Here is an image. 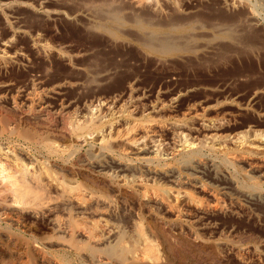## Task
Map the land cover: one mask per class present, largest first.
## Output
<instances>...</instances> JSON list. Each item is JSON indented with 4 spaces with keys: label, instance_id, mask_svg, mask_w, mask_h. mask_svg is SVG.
<instances>
[{
    "label": "rangeland",
    "instance_id": "374dc122",
    "mask_svg": "<svg viewBox=\"0 0 264 264\" xmlns=\"http://www.w3.org/2000/svg\"><path fill=\"white\" fill-rule=\"evenodd\" d=\"M87 1L92 0H0V149L2 150L0 151V160L2 162L14 161L16 158L20 162L19 159L21 158L22 162L25 163L26 161L29 170L36 167L38 162L44 158L53 159L52 161L58 163L61 161L59 158L51 157L38 149L35 151L36 149L32 147L29 139H25L24 134L20 133H24L28 123H35L33 125L36 126L40 123L37 127H41V130L39 129L40 133L47 131V129H49L48 132L53 131L52 133H56L66 126L68 121L77 120L84 116L88 110H92L98 114L102 112L103 114L100 113V116L105 117L102 118L105 125L103 128L109 127L112 123L113 132H115L122 129L121 127L126 119V115L123 118L124 115L113 112L121 104L127 105L126 107L122 105L124 109L129 110L127 112L131 111L129 113L131 116L127 117V119L130 118V121L136 119L135 121L139 122L148 119L153 123L157 136L159 138L163 137L167 142L165 148H163L162 156L164 158V155H166L165 158L169 160L173 157L168 153L172 149H177L178 145H175V143H179V138L172 132L173 129L170 125L174 119V121L187 120L185 132L191 134V136L193 135L192 137L197 136L196 138H201L205 131L202 126L201 128L200 125L198 126L200 122L195 119L194 115H201L207 120L214 119L212 122L219 119L218 122H221L220 128L214 126L209 131L217 134L233 135L246 129L264 131V0H246L247 2L244 0L241 4H234L237 7L232 3L228 6L227 4H214L210 0H171L172 2L170 0H160L159 3L164 4H159L162 19H160L161 17H154L158 20L175 18V15L176 18L181 19L187 15L185 12L190 10L196 12H194L196 15L193 14V17L200 20L199 23L203 24L202 27L215 21L223 20L229 23L241 19L236 27L240 26L233 33L236 38L232 37L233 34L226 37L223 34L211 33L208 26H205L203 28L204 32H201L206 35H200L199 40L195 38L194 41L198 45L200 43L207 44L208 47L204 49L205 52L203 49L194 46L192 52H185L181 57L178 55L161 56L146 50L142 37L129 20L130 13L128 12H133V9L127 6L129 3L126 0H116L122 13L128 15V18L126 17L128 25L124 24L120 28L101 27L95 29L91 22L92 19H88L91 18L90 14L86 17L82 14L73 17L72 14L80 9V3ZM94 1L101 2V0ZM46 11H59L60 14H48ZM134 11L137 14L149 12L146 8H134ZM242 20L243 22H241ZM241 23L244 24L241 26ZM245 23L248 27L245 26ZM107 30L111 32L108 33ZM206 31H208V35ZM191 45H193V42ZM209 45L212 47H209ZM57 86L61 87V94L50 96L48 92ZM174 96L176 97L175 100ZM100 100H107V103L110 104L109 108L105 109L104 107V111H101L103 107H100ZM153 106L156 107L153 108ZM13 107L15 110L12 109ZM157 107L158 109H156ZM13 110L15 114L11 112ZM98 110L100 112H97ZM109 110L111 111L109 112ZM111 115L113 119H111ZM114 115L118 118H116L117 120L114 119ZM183 116H186L185 120ZM5 119L7 120L4 121ZM114 120L117 123L112 122ZM166 120H169V122ZM107 121L108 123H106ZM159 121L163 122L158 124ZM160 126L164 128L159 129ZM11 131L12 133H10ZM173 135L177 141L172 137ZM172 139H174L173 142ZM91 143L87 142L82 146L80 144L78 147L77 145L73 147L77 148V151L79 149L80 155L83 153V156L96 153L101 159L104 156L102 162H106V164H111L110 160L114 159L113 157L118 158L115 153L105 157V154L99 153L97 148L93 147V149ZM87 147H90L92 151L90 148L88 150ZM225 148L228 149L227 152L231 150L235 153L231 151L230 154L227 152L216 153L203 149L200 152L201 156L194 157L196 159L193 158L192 162L188 164L189 166H183L175 158L168 160L167 167H172L173 176L178 169L175 176L183 178L181 188H184L182 190L190 192L195 200L201 202L195 201L190 203V206L186 205L185 202H181L184 205L178 204L179 207L181 206L178 209L183 211H181L180 219L173 218L174 213L168 210L167 206L166 210V204L164 203H158L161 204L160 206L149 202L151 206L148 203L143 204L142 209L139 210L133 201L113 197L114 200H111L113 203L110 201V204L103 203V205L102 203L89 202L88 205H82L74 199L70 201L60 199V197L57 198L59 190L57 191L55 187H50V192L52 191L50 195H54H52V201L49 204L51 206L53 203V206H48L50 210L46 209L48 207L45 208L44 212L46 214L40 212L38 215H34L33 208L30 205L15 204L11 193L8 190L2 191L6 187L0 185V191L2 192V194L0 192V207L4 202L5 208L2 207V209L6 210L3 211L0 208V264H102L98 261H90L85 253L79 252L77 255L78 252L75 249L72 250L64 240L65 236L67 237V230L62 227H67L63 224L60 228L55 224L56 216L66 219L67 215H73L72 217L75 218L79 216L90 219L96 218L97 213L109 223L120 225L129 231H131L130 227L132 228L133 220L143 221L144 216H146L143 224L151 238L153 234L150 233L149 228L151 230L153 228L151 224V226L146 224V219L150 218V213L153 215L158 213L159 215L156 214L159 216H156L157 222L164 230L168 231L169 228L168 233L172 241H175L174 238H176L177 232L180 233V230L182 234L184 233L191 239H201L205 244L198 250L201 251L195 252L194 256L188 257L186 263L182 262L181 264H217L218 262V264H264V185L262 186L263 189H261L262 187L252 189V195L247 190L242 192L246 188L240 186L247 179L260 184L264 181L262 177L264 175V156L263 154L245 153L242 149H237L229 143L225 145ZM76 150L74 158L79 154V151L77 153ZM239 150L242 151L239 152ZM242 152L245 154L242 155ZM124 154L127 158L130 157L129 161L134 164L136 162L135 165L141 166V163L134 158L133 153L127 151ZM221 154H223L222 157H220ZM13 155H16L14 156L16 158H13ZM111 156L112 158H110ZM230 156H235L234 165L230 164L234 169L227 162H224ZM155 165L159 167L157 163L152 167H156ZM253 165L261 167L254 170L251 167ZM189 167L192 168L189 169ZM189 177L191 178L189 179ZM78 181L81 180L78 179ZM155 183H158L157 185L161 184L160 186L165 184L166 187L173 185L170 177H156ZM81 184L83 185L82 181ZM198 203L205 205L206 208L207 206L210 207L207 208V213L199 212L200 208L198 206L200 205ZM149 206L151 209H155H152L154 212ZM183 206L184 210L182 209ZM95 207H97L96 212L94 211ZM148 209H150V213ZM91 210L94 212L92 213ZM56 211L59 215L54 213ZM100 211L102 212L100 213ZM153 215L152 219H154ZM160 217L164 220L161 221ZM169 220H172L173 223ZM189 229L194 230V236ZM52 233L57 237L53 236ZM80 234L77 237L83 239ZM24 239H29L27 241L29 242L28 248H25L22 244ZM209 242L210 244H208ZM63 243H66V247ZM206 243L208 247L210 245L214 253L217 252L212 255L217 259L211 258L210 248L208 249ZM211 244L215 245L211 246ZM33 246L36 247L38 256L33 250ZM216 248L217 251H215ZM38 249L40 250L38 251ZM173 264L177 263L174 261Z\"/></svg>",
    "mask_w": 264,
    "mask_h": 264
},
{
    "label": "bare ground",
    "instance_id": "6f19581e",
    "mask_svg": "<svg viewBox=\"0 0 264 264\" xmlns=\"http://www.w3.org/2000/svg\"><path fill=\"white\" fill-rule=\"evenodd\" d=\"M126 1H128L127 3H129L127 6L129 8L133 9V12H128V13H130L129 14V20L131 21L132 26H134V29H137L138 33L142 37L143 45L148 52H153V53H156L157 55H161V56L178 55L179 57H181L183 55V53H185V52H190V51L192 52V50H194V48L192 49V47H194V46L201 48V50L203 49V51H204V49H207V47H208L207 44L200 43L198 45V44H195V42H194L197 38L199 40L200 35H206V34H203L201 32V31H203V28L206 25L204 27H202L203 24L201 25L199 23L200 20H197V17L196 18L193 17L194 15H196V14H194V12H195L194 10L186 11L185 13L187 15H185L184 18H181V19L176 18V15H175V18H171V19H167V20H160V19H162V13L159 10L160 9L159 4L162 3V2L159 3L160 0H126ZM161 1H163V0H161ZM210 1L214 2V4L216 3L219 5L220 4H224V5L227 4V6L230 3H232V5H234L237 3L241 4L244 2V0H210ZM162 4H164V3H162ZM246 5H247V3H246ZM123 6H125V5H123ZM127 6H126V8H127ZM234 6H236V5H234ZM79 8L80 9L77 12H74L72 14V16L78 17V14H80V16L82 14V16L86 17L87 15L90 14L91 18H88V19H90V20L92 19L91 22L94 26L93 28H95V29H99L101 27H103V28L104 27H113V28L119 27L120 28V27L124 26V24L128 25V22H127L128 20L126 19V17L128 15L126 16V15H124V13H122V11L120 9L121 7H120L119 3H117L116 0H101V2H95L94 0H92V1L82 2V3H80ZM134 8H136V9L137 8H139V9L140 8H142V9L146 8V9H148L149 12L145 13V14H140V13L137 14V13H135ZM225 8H229V7H225ZM173 9H174V7H173ZM249 10H251V9H249ZM143 11H145V10H143ZM175 11H176V9H175ZM137 12H138V10H137ZM46 13H48V14L52 13L54 15L60 14L59 11H54V12L46 11ZM91 13L95 14V15H92ZM251 15H252V13H251ZM154 17H156V18L161 17V18L158 20V19H155ZM168 17H170V16H168ZM242 17H244V16H242ZM239 21H232L229 23L226 21H223V20L222 21L220 20L217 22L213 21L214 23H210V24L207 23L208 24L207 26L210 29L211 33H215L218 35L223 34L224 36L229 37L234 33V31L237 29V27L240 26L239 25L236 27V25ZM241 22H243V20ZM204 24H206V23H204ZM243 24L241 23V26ZM246 24L247 23H245V26H247ZM102 30H104V29H102ZM107 32H108V30H107ZM110 32L111 31H109L108 33H110ZM206 32L208 35V31H206ZM233 35H232V37L236 38L235 34H233ZM230 40H232V39H230ZM190 42L191 43L193 42V45H191ZM210 45H211V43H210ZM210 45H209V47H212ZM61 86L63 87V85H61ZM127 87H128V85H127ZM60 90H61V87L57 86V87L52 88L48 92V94L50 96L60 95L61 94ZM127 90L131 91L129 88H127ZM122 92H123V90H122ZM122 95H123V93H122ZM175 95H176V92H175ZM175 99H176V97L174 98V100ZM99 104H100V107H103L102 110L99 109L101 111H104V107H105V109H108L109 108L108 106L110 105L109 102L107 103V100L106 101L100 100ZM122 105H124V104H121L120 106L116 107L115 111H113V112L116 114L118 113V114L124 115L123 118H125V115H126L125 123L121 127L122 128L121 130L119 129V130H116L115 132H113V128H112L113 125L111 122H110L111 125L109 127L103 128V126H105V125L103 124L104 119H102V118H105V117L100 116V113H102V112H100L99 110L97 111V112H100L99 114L94 113L96 111L93 112L92 110H88V111L86 110L87 111L86 114L84 116H82L81 118H79L77 120H74L73 118H71L73 120L68 121L69 123L67 122L66 126L63 125L64 127L62 126L63 128H61L56 133H52L53 131L48 132L49 129H47V131L45 130V132L42 131V133H40L41 127L37 128L40 123L37 124L38 126L33 125L35 123H33V124L28 123V126L26 127L27 129H25L24 133H22L20 131L19 132L22 135L24 134L23 136L25 137V139L26 138H27V140L29 139V142L31 143L32 147H34L36 149V150L35 149L34 150L37 151V149H38L40 151H44V153L48 154L49 156H51V157L55 156V157L59 158L61 161L56 163V162L52 161L53 160L52 158H51L52 160H50L49 158L48 159L44 158L43 160L41 159V161L38 162V165L36 167H33L31 164L33 169L31 168L32 170H29L27 168L28 164L26 165V161L24 163L21 161L22 159L20 158L19 159L20 162H18V160H17L18 158L14 157L16 155H13V158H16V159H14V161L2 162V160H0V185H2V187L3 186L6 187V188H4V190L2 189V191L8 190V192L11 193V195L13 197L12 199H14L13 201L15 204L26 205V206L30 205V207L33 208V214L34 215H38V213L44 212L45 208L50 206L49 203L52 201V195H54V194L50 195V193L52 192V191L50 192V187H55V188H57V191L59 190V196L58 197L55 196V197H57V198L60 197V199H68L70 201H71V199H74V201H77L79 204H82V205H84V204L88 205V204H90L89 202H91V203L94 202L95 204H98V203L108 204L111 200H114V199H112L113 197L114 198L115 197L116 198L121 197V198L125 199V201L126 200L133 201L138 206L139 210H140V208L142 209L143 204H147V203L149 204V202L156 203L154 205H160V206L162 203H164V204H166L165 209L167 210V208H168V210H170L171 212L174 213L173 218L176 217V219H178L182 215V213H181L182 210L181 211L179 210L181 206L179 207L178 204H180L181 202L182 203L185 202L186 205L187 204L189 205L190 203H193V202L198 201V200L197 199L195 200V198L193 197L192 194H190V192L188 193L187 191L182 190L184 188V187L181 188L183 178L181 179V178L175 176L176 173L178 172V169L176 168L177 172L173 176L174 171L172 170V167H170V166L167 167L168 162L171 159L175 158L177 160V162L183 164V166L184 165L189 166L188 164L190 162H192L194 157H197L198 155L201 156L200 152H202L201 150H203V149H206V150L212 151V152H216V153L217 152H221V153L227 152L228 149L226 150V148H225V145L227 143L231 144V146H233L237 149H242L245 153L247 152L249 154H258V155L263 154V156H264V131L263 130L258 131V130H253V129H246V130L240 131L238 133H235L233 135L217 134L216 132H209V131L214 126L217 127L220 125L221 122H218L219 119H217V121H215V122H212L214 119L213 120L210 119L211 120L210 121L209 119L208 120L204 119L205 117H203V116L201 117V115L200 116L194 115L195 119H197L200 122V124H198V126L200 125V128L202 126L205 133L202 135L201 138H196L197 136L192 137L193 135L191 136V134L186 133L185 132V127L187 126V124H186L187 120H185L186 116L185 117L183 116V119L185 118L184 119L185 121H183V120L174 121L175 119L172 120L173 122L171 121L172 123L170 124L171 128L173 129L172 132H174L176 134V136L179 138V143L177 142L178 144H176L174 141L175 145H178L177 146L178 148L172 149V151L168 153L173 158H171L170 160L166 159L165 158L166 155H164L165 157L163 158V156H162L163 151H164L163 148H165L164 146H165V144H167V142H165V139L163 137H162L163 138L162 139V138H159V136H157V133H156L157 131L154 129L153 123H151L148 119L136 122L135 121L136 119L132 118L135 120L130 121L129 120L130 118L127 119V117L131 116L129 114L131 111L127 112L128 109H124V107ZM162 106H164V105L162 104ZM154 107H156V106H153V108ZM164 107H162V108H164ZM173 107H174V104H173ZM12 109H14V107ZM94 109H96V108H94ZM156 109H158V107ZM14 110L11 112L14 113ZM159 110H160V106H159ZM110 111L111 110H109V112ZM189 111H191V110H189ZM113 112H112V114H113ZM13 113H11V114H13ZM184 114L186 115V113H184ZM118 116L120 118V115H118ZM148 116H149V114H148ZM114 117H115V115H114ZM142 117L144 118V116H142ZM142 117H141V119H143ZM116 118L117 117H115L114 119L117 120L118 118L117 119ZM147 118H149V117H147ZM111 119H113V116ZM149 119L151 120V118H149ZM6 120L7 119H5L4 121H6ZM115 120L112 122H116ZM169 120L168 121L166 120V121L169 122ZM153 122H156V121H153ZM162 122L159 121L158 124L162 123ZM189 122H187V123H189ZM106 123H108V121ZM46 124H48V123H46ZM168 125H169V123H168ZM162 127L163 126H160L159 129L164 128V127L163 128ZM219 128H220V126H219ZM213 130H218V129H213ZM10 133H12V131ZM160 134H161V132H160ZM161 136H162V134H161ZM172 137L174 138V135ZM174 139L177 141L176 137ZM174 139H172V142ZM87 142H90V143L92 142L91 143L92 148L93 147L97 148L99 153H101L102 155L105 154V157H107L109 154L112 155L111 153H115L118 156V158L115 159V157H113L114 159L110 160L111 164H109V163L106 164V162H102V159L104 156L102 157V159L99 158L98 155H96L97 153L94 155L83 156L82 155L83 153H81V155H80L79 149H78L79 154H77L76 157L74 158L75 150L77 148L75 149L73 146L77 145V147H78V145L80 146V144L82 146V144H85ZM89 148L87 147L88 150H89ZM228 148L230 149L229 145H228ZM235 148H234V150H235ZM97 150H96V152H97ZM126 150L135 155L134 158L137 159L139 163H141L140 167L135 165V164H137L136 162L134 164L133 162L129 161L130 157L127 158L126 154H124V152H127ZM242 150H239V152ZM0 151H2V150L0 149ZM78 151H77V153H78ZM91 151H92V149H91ZM230 151L231 150H229V152ZM229 152H227V153H229ZM231 152L235 153V151H231ZM244 152H242L243 153L242 155L245 154ZM93 153H94V150H93ZM9 154H10V152H9ZM84 155H86V154H84ZM222 155L223 154H221L220 157H222ZM4 156L7 157L6 155H4ZM4 156H2V157H4ZM28 156H27V158H28ZM213 156H214V154H213ZM227 156H228V154H227ZM45 157H46V155H45ZM167 157H168V155H167ZM230 157L229 158L224 157V158H226V161H224V162H227L229 165L230 164L234 165L235 156L234 157L232 156L231 158ZM110 158H112V156ZM224 158H223V160H224ZM258 158H259V156H258ZM195 159L196 158H194V160ZM5 160H7V159H5ZM107 160H109V159H107ZM237 160H239V159H237ZM242 160H244V159H242ZM34 163H35V161H34ZM155 163H157V165L159 167H157L156 165H155L156 167H152V165L154 166ZM196 163H197V161H196ZM199 163H200V160H199ZM181 164H179V165H181ZM247 164H249V163H247ZM251 167L254 170H257L261 166L253 165ZM186 168H188V167H186ZM191 168L189 167V169H191ZM232 168L234 169V167H232ZM181 169L184 170L183 168H181ZM189 169H188V171H189ZM233 171L235 172V170H233ZM127 172H130V173H127ZM185 172H186V170H185ZM179 174H178V176H179ZM244 175L246 176V174H244ZM244 175H242V176L244 177ZM160 176L161 177H170L173 185H171V187H166L165 184H164L165 186L164 185L160 186L161 184L157 185L158 183H155V178L156 177L159 178ZM185 176H186V174H185ZM262 177L264 178V175ZM190 178L191 177H189V179ZM78 179H80L82 181L83 185L81 184V181H78ZM254 179H256V178H254ZM185 182H186V180H185ZM263 185H264V181L261 182V184H260V183L254 182V181H250V179H247V181H243V183H241L240 186H241V188H246V189H243L242 192L244 190H247L248 192L250 191V195H252L253 194V192L251 191L252 189H254V190L260 189V187H262ZM261 189H263V187ZM260 193H259V195H260ZM1 194H2V192H1ZM255 194H256V192H255ZM60 199L59 200L57 199V200L60 201ZM3 203L1 206L3 208H5L4 207L5 205ZM74 203H76V202H74ZM158 203H161V204H158ZM182 203H181V205H184ZM199 203H201V202H199ZM66 204H67V202H66ZM215 204H217V203H215ZM217 205H219V204H217ZM51 206H53V203ZM166 206H167V208H166ZM2 207H0V208L2 209ZM23 207H25V206H23ZM149 207H147V208H149ZM178 207H179V209H178ZM198 207L200 208L199 212H202L204 214L207 211V208L209 206H207V208H206L205 205L201 204ZM78 208H79V206H78ZM103 208H104V206H103ZM138 208H136V209H138ZM183 208H184V206L182 207V209ZM46 209L50 210L49 207ZM95 209H97V207L94 208V211L96 212ZM150 209H151V207H150ZM150 209H148L149 213L151 212ZM152 209L155 210L154 208H152ZM196 209H195V211H196ZM15 210H16V208H15ZM78 210H80V209H78ZM89 210H90V208H89ZM213 210H214V208H213ZM3 211H6V210H3ZM102 211H100V213ZM156 211H157V206H156ZM91 212H92V210H91ZM142 212H141V214H142ZM7 213H8V211H7ZM54 213L56 214L57 211ZM106 213H108V212H106ZM17 214H19V213H17ZM156 214H158V213H156ZM156 214L153 215L150 213V218L146 219V224H149V225L151 224L152 228H153V230H151V228H149L151 225L150 226L148 225L149 226L148 228L150 229V233L152 232V234H153L152 238H151V236L149 237V235L147 234V232L144 228L143 221L145 220L146 216H144L143 221L142 220H137V221L133 220L132 228L130 227L131 231L125 230L124 229L125 227L122 228L120 225L111 224V222L109 223L106 219H103L100 215H98V213H97L96 218H90V219H87L85 217L81 218L79 216H76L77 218H75V217H72L73 215L72 216L67 215V218L64 217L66 219H62L59 216H56L57 218H55V224L57 227H60L61 225L63 226V224L65 227H67V228H64L61 226L63 229L67 230L66 231L67 237L64 235L66 238V239L64 238V240L66 243H68L69 247H71L72 250L75 249L76 252H78L77 255L79 254V252L85 253V255H87V257L90 258L89 259L90 261H98V262H101L102 264H173L174 261L177 264H181L182 262L186 263V261L188 260V257L190 258V256H192V255L194 256V253L197 252L201 247H203L205 245L204 242L201 241V239L200 240H199V238L191 239L190 237L184 235V233L182 234L181 230H180V233L177 232L176 238H174L175 241H172L171 238L169 237V233H168L169 228L167 231L166 229L164 230L162 228V226H160V224L157 222L158 221L157 217H159V216H157ZM63 215H66V214H63ZM76 215H77V213H76ZM94 215H96V214H94ZM152 215H153L154 219H152ZM89 216H91V215H89ZM106 216H107V214H106ZM184 216H186V215H184ZM141 218H143V217H141ZM160 218H159V220H160ZM163 220L161 218V221H163ZM173 220H175V219H173ZM169 221H171V223H173L172 220H169ZM166 222H167V220H166ZM175 222H176V220H175ZM178 225L180 226V224H178ZM30 227H32V226H30ZM171 227H172V225H171ZM5 229H7V228L5 227ZM149 229H148V231H149ZM179 229H181V228H179ZM190 229H192V228H190ZM177 231H179V230H177ZM190 231L192 232V235H193L194 230L193 231L190 230ZM1 232H2V230H1ZM27 232L31 233L30 231H27ZM58 232H59V229H58ZM195 232H196V230H195ZM79 233H81L80 235L83 236V239H80L77 237V236H79ZM186 234H187V232H186ZM172 235H173V233H172ZM53 236L57 237V235H54V234H53ZM21 239H22V237H21ZM25 239L22 242V244L25 246V248H28L29 242H27V241L29 239L28 240H25ZM43 239H44V237H43ZM46 239H47V237H46ZM66 243L65 244L63 243V245H65V247H66ZM208 244H210V242ZM34 245H35V243H34ZM212 245L213 244H211V246ZM206 246H207V243H206ZM216 246H217V244H216ZM31 247H32V244H31ZM212 248L214 249V247H212ZM29 249H31V248H29ZM208 249L210 250L209 252H210L211 258L213 259L214 257L212 255L216 254L217 252L214 253V250L211 249L210 245H209ZM33 250L35 251V253L37 252L36 247L34 248V246H33ZM39 250L40 249H38V251ZM200 251H198V252H200ZM215 251H217V248ZM38 253H40V252H38ZM36 255H37V253H36ZM214 259H217V258H214ZM87 260H88V258H87ZM93 263H95V262H93Z\"/></svg>",
    "mask_w": 264,
    "mask_h": 264
}]
</instances>
